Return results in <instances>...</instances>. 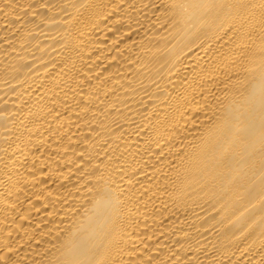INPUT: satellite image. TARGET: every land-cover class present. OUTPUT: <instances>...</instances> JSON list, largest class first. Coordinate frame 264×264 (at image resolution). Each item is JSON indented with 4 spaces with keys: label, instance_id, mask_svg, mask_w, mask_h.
Here are the masks:
<instances>
[{
    "label": "bare ground",
    "instance_id": "1",
    "mask_svg": "<svg viewBox=\"0 0 264 264\" xmlns=\"http://www.w3.org/2000/svg\"><path fill=\"white\" fill-rule=\"evenodd\" d=\"M0 264H264V0H0Z\"/></svg>",
    "mask_w": 264,
    "mask_h": 264
}]
</instances>
